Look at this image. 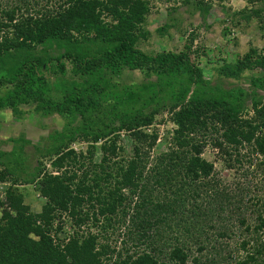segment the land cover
<instances>
[{
	"label": "trees",
	"instance_id": "16d2710c",
	"mask_svg": "<svg viewBox=\"0 0 264 264\" xmlns=\"http://www.w3.org/2000/svg\"><path fill=\"white\" fill-rule=\"evenodd\" d=\"M5 3L0 1V111L11 109L19 115L21 106L34 105L41 114L81 116L84 123L75 127L68 122L63 131L54 132L45 149L36 147L41 154L35 168L37 189L46 199L41 212L31 210L18 188L7 189L5 201H0V264H107L104 260L113 259L106 257L110 247L100 245L97 235L73 234L67 239L58 234L65 218L80 229L89 220L111 222L119 216L120 222L131 221L135 233L130 234L148 245L111 264H165L156 257L164 251L170 264H186L190 247L180 236H174V243L163 238V225L177 219L180 227L184 220L177 213L186 210L187 203L199 207L196 201L204 191L200 182L214 172V164L203 157L209 144L224 153L251 148L264 157V96L258 94L264 91V76L251 78L249 92L240 86L225 89L204 79L192 60L191 44L179 52H144L139 43L149 35L144 25L150 0ZM254 68L264 70V54L251 49L223 66L221 73L239 79ZM125 70H146L158 80L124 85L120 93L112 79ZM112 94L116 102L110 110L116 113L119 104L134 108L135 115L122 117L118 127L95 130L104 98ZM164 111L177 128L169 151L149 166L157 136L143 128ZM123 129L135 139L134 152L117 160L124 148L118 136L110 135ZM104 139L100 148L89 145L86 153L68 147L77 140L93 144ZM13 142L12 152H0L1 182L22 163L28 143L24 138ZM98 149L103 154L100 162L95 161ZM48 162L53 170L46 168ZM11 179L14 184L20 180ZM214 193L216 202L227 199L217 184ZM257 220L255 243L249 250V242L242 244L247 258L237 264H264V205ZM201 244L199 251L204 249Z\"/></svg>",
	"mask_w": 264,
	"mask_h": 264
},
{
	"label": "rangeland",
	"instance_id": "374dc122",
	"mask_svg": "<svg viewBox=\"0 0 264 264\" xmlns=\"http://www.w3.org/2000/svg\"><path fill=\"white\" fill-rule=\"evenodd\" d=\"M0 1L5 3L6 0ZM150 2L151 12L144 25L149 35L139 43L144 52L151 55L163 51L179 52L186 45L191 44L192 60L198 62L204 79L211 85L220 84L225 89L240 86L249 92L252 89L251 78L264 76V70L261 68L246 70L239 79L228 78L221 73L223 66L234 64L238 56L245 55L251 49L264 54V0L250 2L248 0H150ZM254 11L260 14L257 15ZM57 52L53 50V53ZM157 80L156 75H147L146 70H125L120 76L114 77L112 82L117 84L116 88L122 93L125 91L124 85L157 82ZM258 94L264 96V91L258 90ZM112 97L104 98L101 119H98L97 124L94 125L95 130L99 131L106 126L110 130L121 125L122 117L135 115L134 108L119 104L116 113L110 110L116 102V95L112 94ZM247 104L250 108L251 101ZM21 110L22 113L19 115L13 113L11 109L0 111V152H12L14 139L24 138L28 141L24 145L22 163L11 175V178L19 177L20 180L16 184L11 178L4 182L0 181V201H5L6 191L13 185L23 193L25 203L31 207V210L39 213L46 199L37 189L35 168L39 165L41 154L36 151V147L45 149L51 144V136L54 132L63 131L68 122L75 127L81 126L84 119L81 116L66 118L58 114L44 115L35 111L34 105L21 106ZM176 128L168 111L161 112L151 125L143 128L146 133L157 136L149 166L155 163L161 153L169 151ZM114 136H118V145L124 148V152L117 160H120V157L130 158L135 145L131 131L123 129L110 135L111 138ZM104 141L106 139L92 144L77 140L69 143L68 147L77 153H86L89 145L100 148ZM102 155L101 149L96 150L95 161L100 162ZM203 157L214 164V172L210 179L200 182L201 186L204 185V191L196 201L199 207L194 208L192 203H187L186 210L177 213L178 219L184 220L180 227H176L177 219L171 221L168 226L163 225V238L174 243V236L177 235L190 247V256L186 264H196L194 259L198 260V264H237L238 261L247 258V251L242 248V244L249 242V250L257 237L253 233V228L258 224L257 217L264 205V157L251 148H242L239 152L231 148L228 153H224L210 144ZM238 157L240 161L237 162ZM45 165L46 168L53 170L50 162ZM33 175L35 176L32 177ZM216 184L218 192L222 195L225 193L227 199L222 198L220 202H216L214 193ZM1 217L2 207H0ZM120 218L121 216L116 217L111 222L101 220L98 223L89 220L85 227L81 226V229L65 218L63 230L58 236L68 239L73 234L87 236L91 232L97 235L100 245L110 247L111 252L106 257L113 259L104 262L111 264L119 257L123 258L127 254L143 251L148 245L136 240L131 221L120 222ZM242 220L246 223L241 224ZM58 224L56 222L54 228ZM248 227L250 231L247 230ZM187 228L189 232H186ZM131 230L134 231L132 235ZM152 233L153 230L150 234ZM53 235L55 236L54 233ZM201 243L204 244L203 251L198 250ZM168 247L163 250H167ZM165 254L166 251L157 253L156 257L161 263L170 264Z\"/></svg>",
	"mask_w": 264,
	"mask_h": 264
},
{
	"label": "built area",
	"instance_id": "2783aa9c",
	"mask_svg": "<svg viewBox=\"0 0 264 264\" xmlns=\"http://www.w3.org/2000/svg\"><path fill=\"white\" fill-rule=\"evenodd\" d=\"M83 227H85V225H84V226H82V228H83ZM80 229H81V228H80Z\"/></svg>",
	"mask_w": 264,
	"mask_h": 264
}]
</instances>
